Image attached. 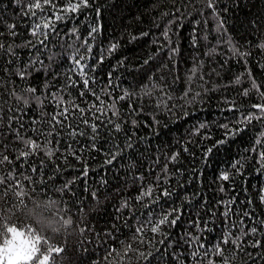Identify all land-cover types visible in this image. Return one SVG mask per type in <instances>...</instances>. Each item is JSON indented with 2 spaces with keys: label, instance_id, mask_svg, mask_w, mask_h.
<instances>
[{
  "label": "trees",
  "instance_id": "16d2710c",
  "mask_svg": "<svg viewBox=\"0 0 264 264\" xmlns=\"http://www.w3.org/2000/svg\"><path fill=\"white\" fill-rule=\"evenodd\" d=\"M34 2L0 0V230L29 264H264V0Z\"/></svg>",
  "mask_w": 264,
  "mask_h": 264
},
{
  "label": "snow or ice",
  "instance_id": "6c2138e0",
  "mask_svg": "<svg viewBox=\"0 0 264 264\" xmlns=\"http://www.w3.org/2000/svg\"><path fill=\"white\" fill-rule=\"evenodd\" d=\"M48 4H51V0H43V3H41V0H35V2H34L33 4L29 5V10L31 11V14H32L33 16H35V15H36V12L33 11V9L43 10V9H44V5H48ZM88 6H89L88 0H78L77 3H71V4H68L66 7H64V8L62 9V11H63L64 13H70V12H71V13H74V12H77L78 10H80V9H82V8H86V7H88ZM212 6H213V5H212V0H209V7H212ZM53 7H55V6L53 5ZM63 18H64V17H63L62 15H57V16L55 17L56 20H61V19H63ZM50 26H51V24H50L49 22H47V21H41L40 23H36V24L34 25V27H33V32H32V34H33V35H37V33L40 32V30H41L42 27H43V28H49ZM11 27H14V26H11ZM97 31H99L98 28H93V29H92V32H97ZM90 35H91V33H90ZM164 35L167 36V32H165ZM45 36H46V34H45ZM85 44H87V41H85ZM0 47H2V45H0ZM115 47H116V46L113 45V46H112V50H114ZM234 51H235V49H234ZM73 59H74L75 64H76L77 66L80 67V75H81V77L83 78V86H84V90H86V91H91V90L89 89V79L86 78V77H87V72L85 71V66L81 63V61H82V60H85L86 58H85V57H80L79 59H76V58L74 57ZM19 74L21 75V77H23V75H24V73H22V72L19 73ZM239 82H240L239 79H237L236 83H239ZM253 87H254V88H258V85H256L255 82H253ZM28 91L34 93V92H35V89H28ZM247 94H248V93H247V90H245L244 95H247ZM80 95H81V96H84V95H85V91H81ZM92 95H93V96H96V93H95V92H92ZM261 96H264V93H261ZM18 99H22V98H19V97H18ZM96 99L99 100L100 98L97 96ZM62 102H63V100H62V97H61L58 103H62ZM23 103H24L25 105H27V104H28V100H26V99L23 100ZM70 103H71V102H70ZM100 104H101V107L96 108V111H103L104 102H103V101H100ZM76 107H77V109L79 110L80 113H83V112L85 111L84 109L79 108V105H76ZM108 107H111V105H109ZM253 107L259 109V110H260V116H261V117H264V104L253 105ZM68 112H69V109H68V108H64L63 111H62L61 113H59V115H64L65 118H66V115H65V114H67ZM113 114H115V113H113ZM253 118L260 119V117H254L253 115H248V116H245V117L243 118V120H242V121H239V122H240V123L250 122ZM53 119L55 120L56 117L54 116ZM57 123H59V121H57ZM84 123H88V121H87V120H84ZM115 127H116L117 129H119L120 126H119V124H117V125H115ZM201 127H203V125H201ZM223 127L227 129V128H228V125L225 124V125H223ZM91 128H92V131H93L94 133L97 131V125H96L95 123H93V124L91 125ZM238 131H239V130H237V132L226 133V135H236V134H238ZM73 134H75V133H73ZM262 135H264V134H262ZM24 143H25L29 148H31L33 151H35V150L39 147V146L36 144V142H35V141H32V140H26V141H24ZM217 143H218V144H224V143H226V140H221V141H218ZM257 143H260V141L258 140ZM211 151H212V148H209V149H208V153H211ZM20 155H21V156H24V157H27V156L29 155V153H28V152H22ZM48 155H49V156L52 155L51 150H49ZM261 156H262V158H264V153H261ZM7 159H8L7 157H4V160H7ZM113 159H115V156H113ZM172 159H176V156H173ZM108 163H111V160H109ZM85 174H86V173H85ZM221 179H223V180H229V175H228L227 173H222V174H221ZM222 190H223V189H222ZM151 193H152V189L149 188V189H148L146 192H144L142 195H144V196H148V195H151ZM163 195H164V196H170L171 194H170L169 192L165 191V192L163 193ZM262 201H264V197H262ZM169 215H170V214H169ZM225 215H227V213H225ZM177 219H179V217H177L176 219H173V220L169 221V219H168V215H165L163 218H161V219L159 220V224H157L156 226L152 227L151 230H152L153 232H158V231L160 230L159 225L168 224V223H170V224H175ZM262 223H264V221H262ZM137 231H139V229H138ZM256 231H257L256 228H252V229H251V232H253V233H255ZM9 232H10V233H16V232H19V234H20L21 236H23V234H24L23 231H18V230L15 229V228H10V229H9ZM225 242H227V241H225ZM36 243H39V237H36ZM201 247H203V245H201ZM58 251H59V250H58ZM31 258H32L31 255H29V256L27 257V260H24V261H17V264H29V261H30ZM48 262H49V258H48L47 256H45V257L42 259L41 264H48ZM0 264H9V261H8V259H7L6 257L0 255Z\"/></svg>",
  "mask_w": 264,
  "mask_h": 264
},
{
  "label": "clouds",
  "instance_id": "9594fccd",
  "mask_svg": "<svg viewBox=\"0 0 264 264\" xmlns=\"http://www.w3.org/2000/svg\"><path fill=\"white\" fill-rule=\"evenodd\" d=\"M7 227H11L8 225ZM34 234L24 233L23 236L0 230V255L6 257L9 264H17V261L27 260L33 251H36ZM43 253H38L42 255Z\"/></svg>",
  "mask_w": 264,
  "mask_h": 264
},
{
  "label": "rangeland",
  "instance_id": "374dc122",
  "mask_svg": "<svg viewBox=\"0 0 264 264\" xmlns=\"http://www.w3.org/2000/svg\"><path fill=\"white\" fill-rule=\"evenodd\" d=\"M18 230V229H17ZM18 231H20V230H18ZM34 247H35V244H34ZM33 254H34V251L31 253V257L33 256Z\"/></svg>",
  "mask_w": 264,
  "mask_h": 264
}]
</instances>
